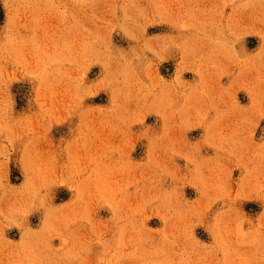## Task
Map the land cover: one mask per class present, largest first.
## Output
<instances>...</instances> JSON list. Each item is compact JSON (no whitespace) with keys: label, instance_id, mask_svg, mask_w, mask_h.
Segmentation results:
<instances>
[{"label":"rangeland","instance_id":"rangeland-1","mask_svg":"<svg viewBox=\"0 0 264 264\" xmlns=\"http://www.w3.org/2000/svg\"><path fill=\"white\" fill-rule=\"evenodd\" d=\"M0 264H264V0H0Z\"/></svg>","mask_w":264,"mask_h":264},{"label":"bare ground","instance_id":"bare-ground-1","mask_svg":"<svg viewBox=\"0 0 264 264\" xmlns=\"http://www.w3.org/2000/svg\"><path fill=\"white\" fill-rule=\"evenodd\" d=\"M25 12V11H24ZM76 14V13H75ZM68 21V20H67ZM62 23V22H61ZM49 31V30H48ZM74 45H76V44H74ZM64 53V52H63Z\"/></svg>","mask_w":264,"mask_h":264}]
</instances>
